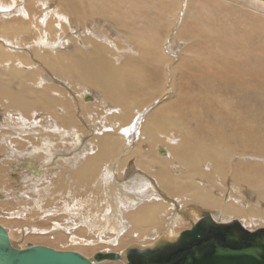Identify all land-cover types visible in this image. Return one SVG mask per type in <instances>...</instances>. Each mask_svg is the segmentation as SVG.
I'll return each instance as SVG.
<instances>
[{"label":"bare ground","instance_id":"1","mask_svg":"<svg viewBox=\"0 0 264 264\" xmlns=\"http://www.w3.org/2000/svg\"><path fill=\"white\" fill-rule=\"evenodd\" d=\"M19 1L0 0L14 246L123 257L206 216L264 228V0Z\"/></svg>","mask_w":264,"mask_h":264},{"label":"water","instance_id":"2","mask_svg":"<svg viewBox=\"0 0 264 264\" xmlns=\"http://www.w3.org/2000/svg\"><path fill=\"white\" fill-rule=\"evenodd\" d=\"M122 258L123 264H264V228L249 231L237 220L217 223L206 216L172 242L130 247L123 257L114 252H96L87 258L74 250L43 245L18 248L0 225V264H94Z\"/></svg>","mask_w":264,"mask_h":264},{"label":"rangeland","instance_id":"3","mask_svg":"<svg viewBox=\"0 0 264 264\" xmlns=\"http://www.w3.org/2000/svg\"><path fill=\"white\" fill-rule=\"evenodd\" d=\"M22 1H25V0H20L19 2H22ZM185 11V10H184ZM189 13H184V15H183V17H186L187 15H188ZM182 17V18H183ZM144 98V96H140V97H137L136 96V100L138 101L139 99L140 100H142ZM163 100V98L160 100V101H153V102H151L145 109H143L141 112H139L138 114H136V116L134 117V120L133 121H137L138 122V124H140L141 122H142V120L144 119V117H145V115L148 113V111H150L152 108L154 109L161 101ZM132 103H134V101H131ZM134 105V104H133ZM36 118H38V117H36ZM35 118V119H36ZM132 142H134V140L132 141ZM160 153L162 154V153H164V151H162L161 149H160ZM130 164H131V162H130ZM130 166V168L131 169H133L132 168V166L131 165H129ZM61 215H59V216H57V217H60ZM75 217V215H72V213L71 214H66V213H63L62 214V216L60 217V218H71V219H73ZM74 220L75 221H77V218L75 219L74 218ZM74 221V222H75ZM248 226V225H247ZM6 228V227H5ZM260 228V227H259ZM6 229H8V228H6ZM127 230H125L124 232H126ZM85 237V239H88V238H92V235L91 234H89V235H84L83 236V238ZM128 238H130V236H127V239ZM133 238H131V240H132ZM90 240V239H89ZM131 240H127V241H131ZM122 242H127V241H124V239H122L121 240ZM101 241H96V242H93L94 243V246H88V245H85L84 247L85 248H88V249H91V248H94V247H99V246H104V245H106V246H110V244H106V243H100ZM118 242V241H117ZM80 243L83 245V244H85L86 242L85 241H83V240H80ZM71 246V248H78V246L76 245V244H72L71 245V243L69 242V244H63L62 245V247H70ZM74 246V247H73ZM88 251V250H87ZM113 261H119V260H108V261H103V262H113ZM102 261L101 262H98V263H96L95 262V264H102L103 263Z\"/></svg>","mask_w":264,"mask_h":264}]
</instances>
